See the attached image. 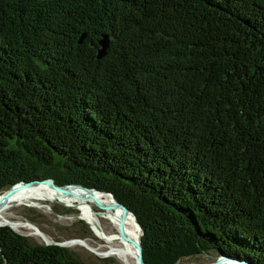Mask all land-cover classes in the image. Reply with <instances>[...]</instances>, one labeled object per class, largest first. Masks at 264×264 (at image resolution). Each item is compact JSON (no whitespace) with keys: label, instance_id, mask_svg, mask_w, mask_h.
Instances as JSON below:
<instances>
[{"label":"trees","instance_id":"obj_1","mask_svg":"<svg viewBox=\"0 0 264 264\" xmlns=\"http://www.w3.org/2000/svg\"><path fill=\"white\" fill-rule=\"evenodd\" d=\"M43 179L112 193L146 264H264V0H0V193ZM53 240L0 226V264H83Z\"/></svg>","mask_w":264,"mask_h":264},{"label":"bare ground","instance_id":"obj_2","mask_svg":"<svg viewBox=\"0 0 264 264\" xmlns=\"http://www.w3.org/2000/svg\"><path fill=\"white\" fill-rule=\"evenodd\" d=\"M1 195L2 194H0V225L10 224L11 227L18 232L21 228H26L34 235H38L44 242L50 243L52 240L47 236L41 235L37 231L35 225L33 226L27 222H13L5 215V211H8V209L15 205L22 206L25 202L30 203L35 200L57 202L64 206L80 210L82 216L85 217L86 223L94 230L95 235L103 241H106L104 245L106 251H104V253L95 250L99 256H114L123 264H138L137 252L134 247L140 246V229L133 216L130 214L126 215L121 208L117 207L111 196L84 191L79 187H71L68 191H64L61 187L50 184H45L36 188L22 186L6 197H1ZM93 205L100 206L99 210H95ZM103 221L109 224V228L107 227L108 230L105 229V232L103 231ZM77 240L80 241L79 239L75 241ZM65 243L67 244L68 242ZM75 243L82 244L83 242H74L72 245H77ZM84 243L89 246L87 242ZM89 247L93 248L91 246ZM227 262L231 261H219L215 264H232ZM238 263L244 264L241 261Z\"/></svg>","mask_w":264,"mask_h":264},{"label":"rangeland","instance_id":"obj_3","mask_svg":"<svg viewBox=\"0 0 264 264\" xmlns=\"http://www.w3.org/2000/svg\"><path fill=\"white\" fill-rule=\"evenodd\" d=\"M87 39H88V35H87ZM78 44H79V41H78ZM99 48H100V45H99ZM17 145H18V141L12 140V146H17ZM61 159H62L61 156L59 155L56 156V162L60 161ZM93 206L95 210L97 211L99 210L100 206L99 207L96 205H93ZM30 213H33V214H30ZM5 215L8 218H10V220L13 222H27L28 224H31L33 226L35 225L37 228H39L38 225L33 223V221L31 220V217L34 216L38 224L45 230V232L44 231H41V232L44 234V236H47L49 239L52 240L50 243L53 242L54 244H55L53 240L54 237L60 240H65V242L78 239L76 238L78 236L76 234V231H78V227L72 226V225L77 223L81 219L83 222L86 223L85 217H83L81 211L77 210L76 208L75 209L70 208L69 206H64L57 202H47V201L45 202V201H37V200H35L34 202L31 201L30 203L25 202L22 206L15 205L14 207L8 209V211L6 210ZM102 223L104 226L103 231L105 232V229L108 230L107 227L109 228V224H107L106 221H103ZM7 225H10V224H7ZM87 225L89 226V224ZM91 231H92L91 236H89L88 238L84 240L82 239H79V240L87 242L89 246L93 247L94 249L90 248L84 242L82 244L75 243L77 245H72V243L74 242H68L66 244V247H68L73 253L77 254L79 260L83 264H123L118 258L114 256L102 257V256H99L95 252V250H98L100 253H104V251H106V249L104 248L106 241H103L102 239L98 238L95 235V232L93 229H91ZM16 232L26 236L27 238H29V240H31L34 243H39V244L46 243L40 237H38V235H34L30 230L26 228H21L19 232L18 231ZM143 234L144 232L142 229L139 239L141 238L142 240ZM111 235H114V234H111ZM187 242L190 244L191 240L188 239ZM199 247H200L199 251L201 253L195 254L194 256L188 259H183L178 264H210L214 262L215 260H217L218 258H220L222 253H225L224 251L217 252L216 250H210V248L213 246H210L209 244H207V246L202 245ZM228 257H231L233 260L236 259L232 256H228ZM238 260H240L241 262L245 261L242 259H238ZM137 261H138V254H137ZM227 263L240 264V263H233V262H227ZM247 263L251 264L250 262H247Z\"/></svg>","mask_w":264,"mask_h":264},{"label":"water","instance_id":"obj_4","mask_svg":"<svg viewBox=\"0 0 264 264\" xmlns=\"http://www.w3.org/2000/svg\"><path fill=\"white\" fill-rule=\"evenodd\" d=\"M86 39H87V34H83L80 37V39H79V45H82ZM99 45H100V48L97 51V53H98L97 56H98V59H102V58L106 57L108 55V53H109V49H110V46H111V36L110 35H103L102 36V39L99 42ZM45 184L56 185L57 187H61L64 191H68L71 187H79V188H81L84 191L95 192V193H102V194L109 195L115 201V205L117 207L121 208L125 212L126 215H129L130 214V215L133 216V218L136 221L137 226L139 227L140 231L142 232V228H141L140 224L138 223L137 218L134 215V213L132 211H130V209L127 208L125 205L121 204L114 197V195L112 193L105 192V191H100V190L93 189V188H87V187L82 186V185H79V184L65 185V184H62V183L54 180V179H43V180H38V181H33V182L20 181V182L14 184L11 188H9L4 193H2L1 197H6L8 194H11L16 189H18V188H20L22 186H28L30 188H36L38 186H43ZM0 226H9V227H11L10 225H0ZM37 231L41 235L44 236V234L38 228H37ZM67 242H84V241H81V240L80 241H78V240L77 241L72 240V241H67ZM139 243H140V246L139 247H135V250H136V252L138 254V263L139 264H146L145 259H144V254H143V246H142V240H141V238L139 240ZM46 244L47 245H52L54 243L53 242L52 243L46 242ZM56 244L57 245H60V246H63V247H66V243L65 242L64 243H56ZM219 261H231L233 263H238L240 260H238V259H234L233 260L231 257H228L225 253H222V255H221L220 258H218L217 260H215L214 262H212L210 264H215V263H218ZM243 263L244 264H249L247 262H243Z\"/></svg>","mask_w":264,"mask_h":264}]
</instances>
